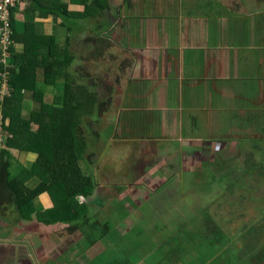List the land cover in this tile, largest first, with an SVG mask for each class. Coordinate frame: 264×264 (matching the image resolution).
Masks as SVG:
<instances>
[{"label": "crops", "instance_id": "crops-1", "mask_svg": "<svg viewBox=\"0 0 264 264\" xmlns=\"http://www.w3.org/2000/svg\"><path fill=\"white\" fill-rule=\"evenodd\" d=\"M113 1L116 14H107L106 12L112 9ZM76 2L77 0H55L51 7L42 5L43 13L40 14V6L37 1H33V3L30 0L22 1L12 12L14 53L17 51L22 54L29 45L35 44V49L42 47L47 55H53V59L59 56L67 58L72 55L71 68L77 67V70L80 71L85 68L84 63L94 61L91 58V53L94 50V45H101L99 38L104 36L111 40L109 38L111 36L116 47L114 49L133 62V76H129L130 82L127 79L125 83H130L131 86L135 85L137 90L129 101L127 99L130 96L127 94L129 84L125 85L122 93L116 94V102L123 94H126L121 115L117 110V116L119 119L125 118L132 125L131 128L135 133L154 132L153 135L143 133L149 137L146 142L150 151L144 168L145 174L155 164H162V169L158 174H146V177H149L145 186L138 187L142 198L143 193L148 195L146 199L143 198V202L146 203L145 207H148L146 211H142V205L135 204L133 199L127 200L123 196L119 202H110L106 197H103L105 188H100L98 193L96 191L93 196L83 201L77 199L79 204L84 206L85 215L84 218H81L72 209L67 212L69 219L75 220L73 224L65 225V227L69 226L68 233L73 232L74 229L86 230L94 222L99 225H104L106 222L109 227V234L104 236L97 246L90 247L84 254L86 262L93 260L96 264H151L150 255L155 248L151 246L150 242H145L148 240L147 238L167 241L169 242L168 247H171L170 241L174 240L176 236L165 231L167 226L170 228L174 226L189 227L186 225L194 224L198 218L203 221L199 226L189 227L192 231L200 229L203 223H209V221H213V224L210 225L216 226L215 228L236 227L239 222L243 221L238 218L237 212L234 211L229 220L222 218L223 212L227 211V206H229V201L223 200V197L229 190L231 175L238 177L239 174H233L236 170L232 164L228 168L227 173L229 174H222V166H218V168L204 166L193 156L192 151L196 148L189 150L186 148L198 144L208 146L211 139L217 138L218 141L219 137H226L231 132L229 124H243L247 130H250V125L253 123L256 135L261 134V123H264V41L261 42L260 34H253L249 37L250 41L248 42L237 43L231 29V18L224 13L225 4L219 5L218 0H180V2L179 0H102L101 4L100 2L95 3V0H79V4ZM60 3L67 5L66 12L63 11L64 6L62 7ZM106 3H108L107 7L103 8ZM86 7H88L87 10ZM188 10L193 12H188ZM259 10H253L252 13ZM82 11L88 14V19L80 23L75 22L72 17ZM214 11L217 13L219 23H214L215 19L212 17ZM91 14H96L93 17L95 19L99 17L93 31L89 26ZM108 19L111 20L110 24L106 22ZM27 23H29L28 26ZM216 24L223 28H217ZM156 30L172 33L173 39L168 40L164 37L165 39L162 38L160 43H151ZM111 31L113 34L117 32L121 34L120 40L113 38ZM90 37L96 39L93 42L94 45L91 44ZM64 43L67 46L63 52L61 46H64ZM78 55L81 59L77 57ZM157 69H160V72L150 78V74ZM43 71L44 69L35 72V83L29 81L28 88L22 89V113L24 115H28L33 110L34 113H40L41 102L34 100L32 96L35 92L37 96L41 95V90L45 92L43 95L45 102L61 103L64 89V85L62 87L61 85L63 83L44 84ZM77 80L84 84L86 79L80 76L77 77ZM153 83L157 85L154 87L155 92L151 93L150 86ZM33 86L39 92L35 91ZM147 104L150 106L146 107ZM5 121L9 123V116ZM180 125L184 126L187 132L196 131L201 134L198 137L202 140L195 141L194 138H187L188 142L181 140L173 142L172 137H175L173 133L178 130ZM36 126L34 125V127ZM0 136H3V139L7 141L8 136L5 130L0 132ZM3 144L4 140L0 143V153ZM170 144L182 147L176 151L178 157H182V160L185 161V174H183L185 177L181 180V187L183 191L185 187L187 189L192 187L195 190L191 201H187L181 193L182 203L158 198L164 187H172V185H168L173 174L172 170L166 165L163 166L162 163L172 154ZM246 153L247 151L244 152V156H247ZM260 153L256 151L253 157L248 156L246 164L258 160ZM26 157L32 161L35 160L34 157L24 154V158ZM12 160L16 161L15 158ZM108 162L110 161L105 160L103 163L108 165ZM188 162L193 164L190 174H188L190 171ZM24 163L23 160L22 164ZM20 168V172L14 170V173H21L25 166H20ZM10 171L13 172L12 169ZM109 174H112V171ZM174 174L176 179H181L177 173ZM225 175L230 176L223 177ZM141 177L143 176L140 174H134V178ZM166 177L169 182L158 190V181H162ZM36 183L35 179L34 186ZM26 185L31 188L27 181ZM42 198H44L43 195L38 197L40 207L35 206L36 209L42 210L43 208L44 210V207L46 208L48 201L44 198L45 204ZM103 198L106 202L103 201ZM103 203L107 204V216L103 221H99L98 218L102 212H97L92 207L101 206ZM225 205L226 207H223ZM6 208V205L0 207L4 212H7ZM181 208L183 209L179 214ZM11 209L13 207H10V211ZM202 210L208 212L205 213ZM187 214H189L188 218ZM33 215L36 218L25 220L22 222V226L30 229V221L41 226L37 214ZM1 218L2 216H0ZM244 220L254 226H260L258 214L249 215L247 213V218ZM58 228L59 226L41 227L38 231L41 232L40 244L42 246H47L48 250L59 247L61 252L60 248L67 246V239L62 241V244L60 243L59 239L63 232ZM113 230L118 236L111 233ZM54 232L55 237L52 235ZM137 232H141L145 236L136 237ZM31 236L37 242L35 239L37 235L31 234ZM213 239L215 244L218 241L217 246L219 247L220 240L216 236ZM0 240L3 241L0 242V248H8L7 251H3L5 253H0V264H12L13 260L20 259L19 255L23 253V249L18 252L20 243L18 244L15 239ZM26 242L31 243L32 241L26 240ZM156 244L160 245L161 243ZM207 244H210V241L206 242ZM27 250H29L28 247ZM40 253L42 252L37 250L30 252L34 257ZM170 255L172 258L171 253ZM31 264H34L33 260H31Z\"/></svg>", "mask_w": 264, "mask_h": 264}, {"label": "flooded vegetation", "instance_id": "flooded-vegetation-1", "mask_svg": "<svg viewBox=\"0 0 264 264\" xmlns=\"http://www.w3.org/2000/svg\"><path fill=\"white\" fill-rule=\"evenodd\" d=\"M263 2L264 0H218L219 5L225 4L224 13L231 18V29L234 32V40L237 43L249 41V37L253 36V34L255 35V33L258 35L260 34L261 42L264 41V11L261 10ZM256 9L260 10L253 14V10ZM188 12L193 11L188 10ZM212 17L215 19L214 23H219L216 11H214V15ZM106 22L110 24L111 20L108 19ZM113 32L111 31L112 34ZM112 36H115V39L120 40L122 35L117 32ZM164 37L168 40L173 39L172 33H164L163 30H156L153 33V41H151V43H160L161 39ZM109 38L112 40L111 36H109ZM90 40L92 42L90 43L93 44L96 39L94 37H90ZM99 40L101 45L98 46L93 44L94 50L91 53V58L94 60L98 59L100 64L93 72L91 66L92 63H90V61L84 63L85 68H87L90 73L81 74V77L86 79L83 83H87L91 90L92 87H94L93 92L99 97L95 106L101 111L100 113H97L96 111L95 114L99 116V118L97 117L95 120L89 119V122L85 123L87 127L94 126L93 128L97 130L98 136L96 135V137L93 138L95 143L94 155L89 156L88 154L84 157L85 159L89 158L87 161H91L93 159L94 164L98 166L101 162H105V160L110 162L116 161L118 165H121L126 169V172H128V169L131 167V173L119 174L116 172V174H93L92 172L87 175H90L92 178L93 188H98L99 191L102 184L108 185L109 190L105 188L104 191H109L107 199L110 202H119L121 200V196L127 200H132L129 193L140 187L141 184H143L144 187L145 182L149 177H146V174H158L162 169V164H155L154 167L147 170V173L145 174L144 168L146 161L149 158L150 151L146 142L149 137L147 134L145 135L143 133L146 132L153 135L154 132L144 131L140 134L133 133L123 136L121 129L119 128V121L118 123L114 122V119L110 117L112 115L109 116L107 111H105L108 109V105L110 104V106H114L121 115V108L125 104L126 94H123L117 102L116 94L122 93V91H124L123 89H125V85L129 84V87L131 86L130 83H125V81L128 79V82H130L131 78L129 76H133V62L114 49L116 47L115 44H113V40L111 41L104 36H102L101 39L99 38ZM168 40H166L167 43H169ZM123 61H125V63L121 64ZM70 71L75 74V69L70 68ZM158 72H160V69L153 71V73L150 74V78ZM105 73H109L111 80L116 82V84L112 85L103 82L101 76ZM155 85L157 84L153 83L150 86L151 93L155 92ZM145 106L147 107L150 105L147 104ZM115 118L119 120L118 116H115ZM229 127L231 128V132L226 137H219L218 141L217 138L211 139L212 141H210L208 146L198 144L189 146L186 149L189 150L196 148L192 151L193 156L197 160L201 161L204 166L215 168L222 166V174H229L227 173L228 168L232 164L236 170L233 174L239 175L234 187L231 186V181H229L230 197H232L233 194H236L235 196L240 195V197L245 200V203H248L246 211L258 214L260 216V225H264V195L261 197V193L258 194L260 190L264 191V123H261V134L259 136L256 135L255 124L253 123L250 125V130H247L243 124H229ZM190 133L193 135H189ZM173 134L175 135V137H172L173 142L177 140L188 142L189 139L187 138H194L195 141L202 140V138L198 137L201 136V134H198L196 131L187 132L182 125H180L178 130ZM122 137L126 138L122 139ZM171 149V156L162 161L163 166L166 165L172 170L171 172L173 174L172 177H170L171 180L169 182L168 177H166L164 180L158 181L159 185L157 186V189H161L168 182V185H172V187H164L159 193L158 198L170 199L175 203H182L183 197L187 201H191L194 197L195 190L192 187H189L188 189L185 187L184 194L181 187V180L185 177L183 175L185 174V161L182 160V157H178L176 151L182 149V147H176L175 144H172ZM245 151H247V156H244ZM256 151L261 152L260 158L246 164L248 162V156L253 157ZM110 162H108V165ZM255 163H261V167L257 166ZM135 166L139 169L136 167L134 170ZM226 166L228 167L226 168ZM188 168H190L188 173L190 174L191 169L193 168V164L191 162H188ZM215 171L217 172L218 170L216 169ZM174 173H177L181 179H176ZM134 174H140L143 177L133 179ZM227 176L229 177L230 175H225L223 177ZM102 181H104V183H102ZM96 189L95 191L92 189L90 196L86 198L91 197L97 191ZM148 190L152 193L149 187ZM105 194L106 193H104V195ZM142 196L144 199L148 197L145 193H143ZM233 197L226 198V200L229 201V206H232L234 211L238 213L237 202ZM143 198L140 197V203H138V200H133L135 201V204L142 205V211H146L148 207H145L146 203L143 202ZM6 206L7 214L0 219V239H6L5 237H17L20 239L21 237L18 235V229H20L19 234L22 235L21 239L25 241L23 242L24 244L20 241V248L18 252L23 249V253L19 255L20 259L13 260L12 264H31V260H33L34 264H96L93 260L86 262L84 254L90 247L97 246L104 236L106 237L109 234V227L106 222H104V225H99L97 222H94L92 223L93 225L87 227L86 230L74 229V231L68 235L67 246H64L65 248H60L61 252L59 251V247H56L59 252L58 254L56 249L53 248L52 250H48L47 246L44 247L35 242L32 239L30 229L26 226H22V222L25 220L19 214L18 209H16L9 202L6 203ZM10 207H13L11 211H15V213L10 212ZM182 209L183 208L179 209V214ZM202 212L207 213L208 211L202 210ZM120 213L123 212L120 211ZM188 217L189 214H187V218ZM202 221V219L198 218L194 224H187L186 226L196 227L199 226ZM243 223H248V221H241L236 227L238 228ZM210 224H213V221H209L206 235L198 234L197 232L192 231L189 227L174 226L170 228V226H167L165 231L168 234H175L176 236L174 240L170 241L172 244L171 247H168L169 242L167 241L153 239L152 237L147 238L148 240L145 242H150L151 246L155 248L150 255V259H152L151 264H264V246H261L253 253L249 252L253 249L244 251L248 244V238L235 237L234 230L236 227L229 230L228 228H215L216 226ZM78 233L82 235V237L74 245L71 239ZM258 233L260 234L262 239L261 241L264 244V226ZM135 236L144 237L145 235L141 232H137ZM215 236L220 240L219 247L217 246L218 241L216 244L213 241ZM26 240H31L32 242H26ZM209 241L210 244L206 245V242ZM155 242H160L161 244L157 245ZM27 247L29 250H27ZM0 250H2L0 253H5L3 251H7L8 248H0ZM34 250L42 253L34 257L30 254V252H33ZM67 252L68 257H66ZM170 253L172 254V258Z\"/></svg>", "mask_w": 264, "mask_h": 264}, {"label": "trees", "instance_id": "trees-1", "mask_svg": "<svg viewBox=\"0 0 264 264\" xmlns=\"http://www.w3.org/2000/svg\"><path fill=\"white\" fill-rule=\"evenodd\" d=\"M30 1L31 3L33 1L38 2L41 14L43 13L42 5L51 7L55 0ZM99 2V0H95V3ZM18 5L20 3L16 6ZM60 5L64 6L63 11L66 12L67 5L63 3ZM107 5L108 3L103 8H106ZM15 7L12 8V12H14ZM87 9L88 7H86ZM11 23L13 28L12 16ZM28 25L29 23H27ZM34 45H29L22 54L17 53V51L14 53L13 47H11V64L4 66L0 62V71L5 69L9 71L7 79L11 84V94L2 103L4 116L2 126L8 137L0 153V207L9 202L18 209L24 220L32 219L33 214L36 213L37 219L42 218V220L47 221V218L43 217L42 213L44 212L35 207H40L38 197L41 195L48 197L53 196V193H58L57 199L62 201L60 205H64L66 212H70L72 209L81 218H84L85 208L79 204L77 199L80 196L84 198L90 196L93 181L82 165H88L89 162H93V159L87 161L89 158L85 159L83 151L88 149L87 147L93 150L95 145L93 138L98 136L94 126L87 127L85 123L89 122V119L99 118L95 115L96 111L97 113L101 112L95 106L99 97L90 91L87 83L84 85L77 80V77L82 76L81 74H87L90 71L84 68L80 72L76 67L75 74L72 75L71 79L67 74L71 73L72 55L67 58L59 56L54 59V65L49 63L44 67L42 76L44 77V84L47 85L55 82L56 71L68 78L64 83L61 103L56 105L54 102H45L43 96L45 92L41 90L42 96L39 94L37 96L36 92L32 96L34 100L41 102L40 113H34L33 110L28 115H24L22 113V89L28 88L29 81L35 83V72L37 73V71L26 66L23 63V57L27 51L35 49ZM1 81L0 77V86ZM33 89L39 92L34 86ZM8 116L10 121L6 123L5 119ZM34 125L37 126L34 127ZM88 132H90L92 139L88 136ZM24 152H35L37 157L33 164L28 166V170L24 168L19 175H15L18 173L10 171L13 164L12 158L14 159ZM93 154L94 152H90L89 156ZM21 161L23 162V160ZM21 166L24 167V165ZM27 171L33 173L28 174ZM31 177L36 178L37 183L30 188L26 185V181ZM52 201L58 203L56 199H52ZM60 205L58 204V207ZM74 206L80 209H76ZM60 211V221H62L65 219V215L62 209ZM53 221L56 220L53 219Z\"/></svg>", "mask_w": 264, "mask_h": 264}, {"label": "rangeland", "instance_id": "rangeland-1", "mask_svg": "<svg viewBox=\"0 0 264 264\" xmlns=\"http://www.w3.org/2000/svg\"><path fill=\"white\" fill-rule=\"evenodd\" d=\"M78 1L79 0H77L76 4H79ZM101 2H100V4H101ZM111 7H112V9H110L106 13L107 14L112 13L113 15L116 14V11H115L116 9H115V5H114V1L111 4ZM261 10L264 11V2L262 3ZM95 15L96 14H91V18H90L91 20L89 22V26H90V28H91L92 31H93V27L97 26L96 21H98V19H99V17H97V19L93 18ZM72 18L75 19V22L80 23V22L88 19V14L86 12H83L82 11V12H78L77 15L75 17H72ZM113 19H115V18H113ZM215 26L217 28H219V29L223 28V27H218L219 25H217V24ZM69 40H71L70 37H69ZM249 41H250V39H249ZM63 45L64 46H61V50L64 52V48L67 45H66V43H64ZM77 57L79 59H81L80 55H78ZM92 60H94V59L92 58ZM23 63L26 66H29L30 69H33L35 71L40 72V71H42L44 69V67L47 64L51 63L52 65H54V59H53V55H47V53L42 50V47H40V48H36V49H32L30 51H27L25 53L24 57H23ZM124 63H125V61H123L121 64H124ZM99 64H100V62L98 61V59L97 60H94L92 62L91 66H92L93 72H94V70L97 68V66ZM72 75H73L72 73L67 74V76H69V78H71ZM54 77H55L54 80H55V84L56 85L61 84V83H63L62 85H64L66 79H68L66 77H63V75H60L57 71H56V74L54 75ZM101 78H102V81L105 82V83H109V84H112V85L116 84V82H114V81L111 80L109 73H105L103 76H101ZM62 85H61V87H62ZM93 90H94V87H92V90H90V91L93 92ZM50 95H51V93H50ZM56 105H59V104H56ZM94 108H96V107L94 106ZM116 111H117V109L114 106L112 107V106H110V104L108 105L107 114L109 116L112 115L110 117H112V119H114V122H116V120H117L115 118V116H117ZM93 112H94V110H93ZM85 133H86V131H85ZM87 134L91 138L90 132H88ZM0 137H2V136H0ZM3 140H4V144H5L6 141H5V139H3ZM0 143H1V141H0ZM4 144L1 146V148L4 146ZM96 144H98V143H96ZM87 148L88 149H85L83 151V154H84L85 157L90 152H94L95 153V149L90 150V147H87ZM24 154H26L28 156H31V157H34V158L37 157V154L35 152H31V153L30 152H25ZM24 154H21V155L16 156L15 159H18L16 161L15 160H12V163L14 164V165H12V170L13 171L14 170H17V171L20 172V170H21L20 166L21 165H24L25 168H26V170H28V166H30L31 164H33L34 161H32V159H30L29 157L24 158ZM21 160H24V162L26 164L25 163L22 164L23 162ZM104 164L107 165V163H104ZM255 164L257 166H260L261 167V163H259V164L258 163H255ZM82 166H84L83 169L85 168L87 170L85 172L86 173H89V174L92 173L93 169H95L94 172H97V173H94L93 172V174H106V173L109 174V172L111 171L110 169H105V166H103V165H101V166L99 165L98 166V165L94 164V162H89V166H85V164L82 165ZM27 173L28 174H32L33 172L27 171ZM36 174H38V173L36 172ZM15 175H19V173L18 174H15ZM261 175H263V174H261ZM237 178L238 177L231 175L230 181H231V186L232 187L235 186V184L237 182ZM35 179L36 178H33V177L29 178L27 180L28 185L31 186V187H34V185H32V184L34 183V180ZM133 179H135V178H133ZM102 183H104V181H102ZM101 188L102 189L107 188V190H109L108 185H106V184H102L101 185ZM95 189L96 188L94 187L93 188V191H95ZM96 190H97V193H98V188ZM107 190L104 191V193H106L103 196L104 198L105 197L107 198V195L109 194V191H107ZM229 193H230V189L228 191H226L225 196L223 197L224 198L223 200H226V198H232L233 196L236 195V194H233L232 197H230ZM260 193H261V197H262L264 195V191L263 190H260V192H258V194H260ZM129 194L132 197V199L138 200L140 202V197H141L140 196V188H137V189L131 191ZM43 197L48 200L47 205H46V208L44 207V210L42 208V210L44 212V213H42L44 215L43 217H46L47 218V221L42 220V218L41 219H38L39 224L41 226L36 225L34 222H31L30 221L29 222V225H30L31 233L37 235L35 237L37 239V243L40 244L41 232L38 231V230L41 229V227H44V228H53L55 226H59L58 230H61L63 232V234H61L60 239H59V241L61 243L62 241L66 240L68 238V234H69L68 233L69 226L65 227V225L73 224L75 222V220L72 221L71 219H69V214L66 212L64 205L63 204L60 205L62 203V201H60V200L57 199L58 198V193H53V196L50 195L48 197H45V196H43ZM54 197H56V198H54ZM44 198H42V200ZM233 198L237 202L238 218L240 220H243L244 221V219L247 218V213L249 215L252 214L250 211L246 213L247 204L248 203H245V200L243 198H241L240 195H237V196H235ZM52 199H56L58 201V203H56L55 201H52ZM79 200L80 201H83L84 200V197L80 196L79 197ZM103 201L106 202L105 200H103ZM43 202L46 204V200L45 199L43 200ZM58 204L60 205V207H58ZM57 207L60 208V209H62V212L65 215V217H64L65 219H63L62 221H60L61 211ZM223 207H226V205L223 206ZM77 208L78 207H76V209ZM227 208H228V210L223 212V217L222 218L224 220H226V219L229 220L231 218L232 214L234 213V210H233L234 208H232V206H227ZM78 209H80V208H78ZM92 209L97 210V212H102L100 218H98L99 221H103L106 218V216H107V204L106 203H103V205H101V206H93ZM10 212L11 213H15V211H10ZM52 213H54V214H52ZM6 214H7V212H4L3 210L0 209V216L3 217ZM33 218L34 219L36 218L35 215H33ZM53 219H55L56 221H53ZM207 225H208V223H203L202 226L200 227V229H194L193 231H195V232H197L198 234H201V235H206L207 229H208V226ZM251 225H253V224H251L249 222L248 224H243L242 226H239L238 228L236 227L235 230H234L235 231L234 232V236L235 237H239V238H243V237L248 238L247 239L248 240V244L245 247L244 251H249V249H253L252 251H249L250 253H253V252L257 251L261 246L262 247L264 246V244L261 241L262 239H261L260 234L258 232H256V231H260V229L264 225H260V226H254V225L251 226ZM226 228H228L229 230H232V228H234V227H226ZM18 230L20 231V229H18ZM19 231H18V235L22 238V235L19 234ZM55 232L52 234L54 237H55ZM111 233L113 235H115V236H118L117 233H116V231H114V230ZM0 237H1V235H0ZM81 237H82V235H80L78 233L76 236H74V238L71 239L72 243L75 245L81 239ZM5 238H6V240H9V239L13 240V239H15L18 242V244L20 243V241H21V243H23V239H21V238L20 239L17 238V237H15V238L5 237ZM32 238L34 239L33 236H32ZM0 242H3V241L0 240ZM18 244H17V246H19ZM66 257H68V252L66 253Z\"/></svg>", "mask_w": 264, "mask_h": 264}, {"label": "built area", "instance_id": "built-area-1", "mask_svg": "<svg viewBox=\"0 0 264 264\" xmlns=\"http://www.w3.org/2000/svg\"><path fill=\"white\" fill-rule=\"evenodd\" d=\"M24 0H0V62L7 66L11 64L10 55H12L11 47L13 46V28L11 23L12 8ZM9 71L5 69L0 71L2 79L0 86V132H3V111L2 103L7 96L11 94V84L7 77ZM3 142V136L0 137Z\"/></svg>", "mask_w": 264, "mask_h": 264}, {"label": "water", "instance_id": "water-1", "mask_svg": "<svg viewBox=\"0 0 264 264\" xmlns=\"http://www.w3.org/2000/svg\"><path fill=\"white\" fill-rule=\"evenodd\" d=\"M134 92H137L135 85H134V86H130V87H129V90H128V92H127V94H130V96L127 97L128 101L130 100V97L132 96V94H133ZM118 121H119V128L121 129V132H122V135H123V136H125V135H130V134L135 133L134 130H133V128H131L132 125H130L129 122H128L125 118H124V119H119V120L117 119L116 122L118 123ZM133 122H134V120H133ZM114 138H115V137H114ZM123 138H126V137H122V139H123ZM115 139H116V138H115ZM146 157H147V156H146ZM146 157H145V159H146ZM99 165H100V166H101V165L106 166L105 169H110L111 171L113 170L112 174H114V173L116 174V172H118L119 174H124V173L129 174V173H131V167L128 169V172H126V169L123 168V166L118 165V164L116 163V161L110 162L109 165H106V164H104L103 162L100 163ZM136 167H137V166L134 167V170H135ZM137 168H138V167H137ZM138 169H139V168H138ZM140 187H143V184H141Z\"/></svg>", "mask_w": 264, "mask_h": 264}]
</instances>
